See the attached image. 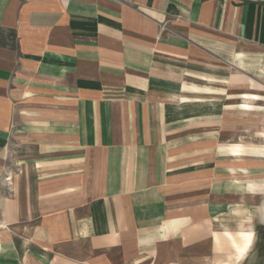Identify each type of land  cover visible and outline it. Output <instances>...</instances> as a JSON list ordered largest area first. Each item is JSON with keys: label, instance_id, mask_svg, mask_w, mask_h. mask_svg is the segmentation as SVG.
<instances>
[{"label": "crops", "instance_id": "crops-1", "mask_svg": "<svg viewBox=\"0 0 264 264\" xmlns=\"http://www.w3.org/2000/svg\"><path fill=\"white\" fill-rule=\"evenodd\" d=\"M261 244L264 0H0V264Z\"/></svg>", "mask_w": 264, "mask_h": 264}, {"label": "built area", "instance_id": "built-area-1", "mask_svg": "<svg viewBox=\"0 0 264 264\" xmlns=\"http://www.w3.org/2000/svg\"><path fill=\"white\" fill-rule=\"evenodd\" d=\"M4 182H5L6 186H7L8 189H9V192L12 194V193H13V190H12L13 176H12V175H7V176L4 178Z\"/></svg>", "mask_w": 264, "mask_h": 264}, {"label": "rangeland", "instance_id": "rangeland-1", "mask_svg": "<svg viewBox=\"0 0 264 264\" xmlns=\"http://www.w3.org/2000/svg\"><path fill=\"white\" fill-rule=\"evenodd\" d=\"M262 247H263V244L260 245V248H259V250L257 252V254L259 255V257L262 256L263 255V252H264L263 249H262ZM250 264H258V263H257V260L254 259L253 262H250Z\"/></svg>", "mask_w": 264, "mask_h": 264}, {"label": "bare ground", "instance_id": "bare-ground-1", "mask_svg": "<svg viewBox=\"0 0 264 264\" xmlns=\"http://www.w3.org/2000/svg\"><path fill=\"white\" fill-rule=\"evenodd\" d=\"M247 234V233H246ZM244 237V236H243ZM250 237V236H249ZM250 243V242H249ZM243 244V243H242ZM249 245V244H248Z\"/></svg>", "mask_w": 264, "mask_h": 264}]
</instances>
